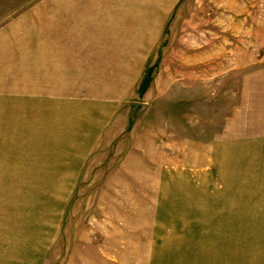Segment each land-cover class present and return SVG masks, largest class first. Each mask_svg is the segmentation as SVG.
<instances>
[{
	"label": "rangeland",
	"instance_id": "374dc122",
	"mask_svg": "<svg viewBox=\"0 0 264 264\" xmlns=\"http://www.w3.org/2000/svg\"><path fill=\"white\" fill-rule=\"evenodd\" d=\"M0 264H264V0H0Z\"/></svg>",
	"mask_w": 264,
	"mask_h": 264
},
{
	"label": "crops",
	"instance_id": "0c3cea01",
	"mask_svg": "<svg viewBox=\"0 0 264 264\" xmlns=\"http://www.w3.org/2000/svg\"><path fill=\"white\" fill-rule=\"evenodd\" d=\"M236 245V244H235ZM237 246V245H236ZM212 258V257H211Z\"/></svg>",
	"mask_w": 264,
	"mask_h": 264
}]
</instances>
